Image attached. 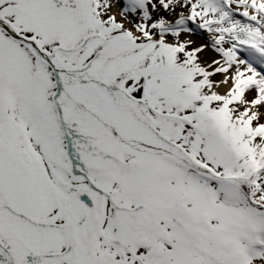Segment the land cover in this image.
<instances>
[{
	"label": "snow or ice",
	"instance_id": "1",
	"mask_svg": "<svg viewBox=\"0 0 264 264\" xmlns=\"http://www.w3.org/2000/svg\"><path fill=\"white\" fill-rule=\"evenodd\" d=\"M0 264H264V0H0Z\"/></svg>",
	"mask_w": 264,
	"mask_h": 264
}]
</instances>
